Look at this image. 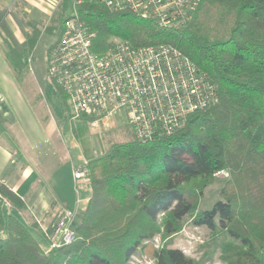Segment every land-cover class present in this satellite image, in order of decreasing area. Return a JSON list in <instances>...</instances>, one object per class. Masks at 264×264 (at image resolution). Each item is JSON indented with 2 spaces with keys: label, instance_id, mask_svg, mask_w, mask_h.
Returning a JSON list of instances; mask_svg holds the SVG:
<instances>
[{
  "label": "trees",
  "instance_id": "trees-1",
  "mask_svg": "<svg viewBox=\"0 0 264 264\" xmlns=\"http://www.w3.org/2000/svg\"><path fill=\"white\" fill-rule=\"evenodd\" d=\"M68 2L63 0L58 13V38ZM76 10L97 32L95 51L108 50L115 39L133 47L173 46L216 85L218 99L170 136L141 142L132 133L131 140L112 142L100 155L88 145L91 120H73L90 180V198L74 226L76 239L45 251L10 216L0 234V264H129L146 253V242L162 233L176 234L189 217L196 226L224 232L237 242L229 246L233 255L226 264H264V0H201L191 21L178 29L96 3ZM8 16L0 11L3 53L11 69L22 72L40 30L27 14L14 15L26 39L21 44ZM49 90L67 113V96L51 79ZM226 171L230 178L221 200L200 211L203 189ZM0 193L14 206L25 207L6 186L0 185ZM2 224L0 205V228ZM151 258L154 264H198L181 250L165 247Z\"/></svg>",
  "mask_w": 264,
  "mask_h": 264
},
{
  "label": "built area",
  "instance_id": "built-area-1",
  "mask_svg": "<svg viewBox=\"0 0 264 264\" xmlns=\"http://www.w3.org/2000/svg\"><path fill=\"white\" fill-rule=\"evenodd\" d=\"M200 1L75 0L48 56L49 77L67 96L70 119L84 116L91 120V131H106L125 113L135 138L150 142L174 134L191 115L216 103V85L178 49L164 44L133 47L115 39L112 47L99 53L94 49L96 30L76 10L85 3H96L164 29H178L191 21ZM74 180L78 194L89 189L85 159L74 169ZM75 215L63 212L49 235L52 247L76 239Z\"/></svg>",
  "mask_w": 264,
  "mask_h": 264
},
{
  "label": "rangeland",
  "instance_id": "rangeland-1",
  "mask_svg": "<svg viewBox=\"0 0 264 264\" xmlns=\"http://www.w3.org/2000/svg\"><path fill=\"white\" fill-rule=\"evenodd\" d=\"M10 1L13 4L14 0ZM27 1L37 10L30 15V19L38 25L39 39L36 48L26 60L22 72L7 66L8 61L5 56L3 57L0 49V108L10 112L12 116H10L11 120L8 123L15 129L22 130L28 143V145H23L26 152L23 159L20 157L21 154L19 155L18 149L13 148L15 158H21L22 164L27 162L25 174L31 179V183L33 178V184H38L43 188L44 196L53 198V202H57L53 203L57 214L54 219L57 220L60 209L75 212L74 224L72 225L74 228L78 224L79 213L86 208V197L87 195L90 196V193L81 190L78 194L75 184L70 181L73 166L75 164L81 165L84 159L80 160L78 150L73 151V159L65 158L62 151L64 149L69 150L73 142L78 144L82 151L83 147L71 129L70 109L66 113V105L62 104L57 95L50 93L48 72L49 51L58 38L61 24L58 13L63 0ZM74 1L69 0L64 17L71 15ZM6 126L8 125L6 124ZM132 133L131 127L127 125L125 113H121L115 118L114 126L111 129L93 132L88 126L86 136L93 154L100 155L112 142L131 140ZM32 147H34L35 153L28 151L29 148L33 149ZM55 147H57V152L54 151ZM20 165H10L11 171L14 169L15 172L14 179L17 174L20 175L21 173ZM13 178L11 180H14ZM229 178L230 174L227 171L215 174L212 182L203 189L200 211L211 209L218 200H221V191ZM33 184L29 188L34 187ZM60 186L62 188L66 186L68 190L70 187L71 193L67 192L68 194L65 196L64 191H60ZM24 188L27 189L28 185ZM79 200L81 203L78 202ZM84 201L85 203H83ZM64 203L67 205L64 206ZM11 207L13 206L5 205L4 219L9 216L20 217L19 210ZM38 240L40 243L43 242L41 239ZM43 240H45L41 243L43 249L48 251L51 247L50 239L45 238ZM231 245H237V242L229 238L224 232H212L205 226L198 227L193 223V218L189 217L183 222L181 230L176 234L165 236L162 233L152 241L146 242V253L133 257L129 264H154V259L151 258L152 252L163 247L179 249L198 264H226L225 259L233 255V250L229 249Z\"/></svg>",
  "mask_w": 264,
  "mask_h": 264
},
{
  "label": "crops",
  "instance_id": "crops-1",
  "mask_svg": "<svg viewBox=\"0 0 264 264\" xmlns=\"http://www.w3.org/2000/svg\"><path fill=\"white\" fill-rule=\"evenodd\" d=\"M35 10L36 9L32 7L28 3L27 0H14L13 4H11L10 0H0V11L1 12L7 11L9 13V16L7 18L8 24L15 38L21 44L24 43L26 39L21 29L13 21V17L14 15H17V14L20 16H22L23 14H27L28 16H30L32 15V13L35 12ZM2 44H3L2 40L0 39V47H1L0 49L4 57ZM7 66H9L10 68V65L8 63H7ZM30 75L31 74L29 72V76ZM10 116L12 115H10V112H8V110L0 108V185L6 186L13 193H15L23 201L25 207L23 209H20L14 206L6 198H4L2 194L0 193L1 194L0 205H1L2 220H3V224L0 228V234L1 235L5 234L4 233L5 227H6L8 218L10 216L7 219H4L3 212H4L5 205H10V206H13L14 208H17V210H19L20 212V217H15V216L13 217L18 219L22 224H24L31 231L32 235L38 242H39L38 239H41L43 242H45V240L43 239L45 238L49 239V235L54 225L59 221V219L62 217L63 212L67 209H60V211L58 212L59 216L57 217V220L54 219V216L57 214L55 212V206L53 203H57V202H53L54 201L53 198L45 197L44 193H42L43 188L39 186L38 184H33L34 182L33 178H32V183H31V179L27 177V175L25 174L27 162L25 164H22L23 161L20 162V160H22L25 157V153H26L24 151L25 148H23V145H28V143L25 140L23 131L20 129H15L12 125L8 123L11 120ZM6 124L8 126H6ZM13 148L18 149L17 151L19 155L21 154L20 157L22 159L21 158L17 159V157L15 158V150ZM32 148L33 149L29 148L28 151H32L33 153H35L34 147ZM70 149L69 150L64 149V151H62L64 153L65 158L68 157L69 159L70 158L73 159L74 157L73 151L78 150V153L80 155V160L84 159L83 151L79 148L78 144H75L74 142L71 143ZM54 151L57 152V147H55ZM10 165H20L21 167L20 168L21 173L19 172L20 175L16 173L17 175L15 179L13 178V176L15 175L14 169H12L11 171ZM77 165L75 164L73 166L72 173H70V178H71L70 181H72L74 184H75L74 169L77 167ZM8 169H9V172H7ZM11 178H13L14 180H11ZM10 181H13V182H10ZM65 181H66V177H65ZM31 184H33L34 187L29 188ZM27 185H28V188L25 189L24 186H27ZM60 188H61L60 191L62 190L64 191L65 196H67L68 193L69 194L71 193L70 187H69V190L66 189V186L64 187L65 189L62 188L61 186ZM75 189H76V184H75ZM84 192L90 193V189ZM89 198L90 196L87 195L86 197L87 202ZM55 201H56V198H55ZM85 201L83 203H85ZM87 202H86V205H87ZM63 205L65 206L67 204L64 203ZM41 243L39 242V244L42 246L43 244ZM51 249H52V246L49 248L48 252Z\"/></svg>",
  "mask_w": 264,
  "mask_h": 264
}]
</instances>
